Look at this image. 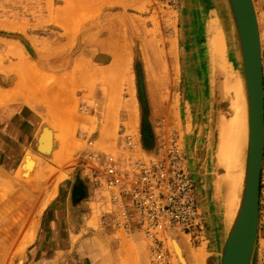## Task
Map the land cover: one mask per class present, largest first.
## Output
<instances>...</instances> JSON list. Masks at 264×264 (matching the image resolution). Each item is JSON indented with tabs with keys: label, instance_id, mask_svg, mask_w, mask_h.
Instances as JSON below:
<instances>
[{
	"label": "rangeland",
	"instance_id": "rangeland-1",
	"mask_svg": "<svg viewBox=\"0 0 264 264\" xmlns=\"http://www.w3.org/2000/svg\"><path fill=\"white\" fill-rule=\"evenodd\" d=\"M114 1L0 0V264H153L140 232L103 221L106 194L93 166L81 159L86 153L108 156L123 169L132 157L154 152L160 135L170 131L187 159L202 217L194 235L168 232L171 261L187 264L185 255L203 246V257L212 264L215 222L220 219L221 231L224 219L218 124L227 118L228 104L209 34L203 39L194 28V37L192 27L187 35L185 30L186 22L197 26L187 17L198 14L203 24L212 20L207 22L194 2L196 14L187 6L132 0L127 9L135 15L126 17L124 3ZM253 2L264 80V0ZM229 31L228 63L239 56ZM139 35L149 47H163L165 64L175 55L179 66L166 64L167 83L149 84L153 67L125 71L113 65L123 61V52L107 49L124 42L136 46ZM133 55L138 61L139 53ZM112 73L123 79L112 80ZM45 130L52 140L47 151L39 148ZM123 133L138 136L134 149H128ZM26 157L34 165L24 173ZM253 264H264V143Z\"/></svg>",
	"mask_w": 264,
	"mask_h": 264
},
{
	"label": "built area",
	"instance_id": "built-area-1",
	"mask_svg": "<svg viewBox=\"0 0 264 264\" xmlns=\"http://www.w3.org/2000/svg\"><path fill=\"white\" fill-rule=\"evenodd\" d=\"M158 1L176 9L182 0ZM176 136L172 131L162 133L154 152L132 157L123 169L108 156L86 153L81 159L93 166L88 167L106 194L103 221L140 232L153 264H172L170 230L194 235L202 228L194 180ZM123 139L130 150L138 145L133 133H123Z\"/></svg>",
	"mask_w": 264,
	"mask_h": 264
},
{
	"label": "water",
	"instance_id": "water-1",
	"mask_svg": "<svg viewBox=\"0 0 264 264\" xmlns=\"http://www.w3.org/2000/svg\"><path fill=\"white\" fill-rule=\"evenodd\" d=\"M224 26L239 54L247 114V148L242 188L231 223L221 235L219 264H251L259 216L264 141V80L259 24L253 0H223ZM223 222L225 220L223 219ZM226 223V222H225ZM223 228V225H222Z\"/></svg>",
	"mask_w": 264,
	"mask_h": 264
},
{
	"label": "bare ground",
	"instance_id": "bare-ground-1",
	"mask_svg": "<svg viewBox=\"0 0 264 264\" xmlns=\"http://www.w3.org/2000/svg\"><path fill=\"white\" fill-rule=\"evenodd\" d=\"M207 28H208L207 32L209 34V40H210L209 46H210L211 54L214 57V60H215V62H217V65H218V71L216 70L217 76L220 79H222V83H221L222 95H223L224 99H226V103L228 104L226 111H223V112H226L227 118H222L221 120L219 119L220 122L218 124V127H219V140H218L219 146L218 147L219 148L217 147L218 148L217 149L218 154H217L216 160L218 162L217 163L218 165L217 164L216 165L220 171V173H219L220 176L218 177V181H219V188L222 192V204H223V211H224L223 216H224V220L229 224V223H231L233 216H234V213H235L236 205L238 202V195H239L241 188H242V180H243L244 171H245V159H246V148H247L246 103H245L244 89H243V83H242L241 68L238 64H237V66H235L234 62L231 61V60H235L233 56H232L233 58H231V60H230V63H228L226 58H225V56L226 57L228 56L227 53H228L229 44H228V47L226 48V42H225L223 31L221 29V24L219 23L217 18H215L214 20H212L211 23L207 24ZM260 39H261V37H260ZM201 45H202V42H200V39L198 38L195 41V46L199 47ZM236 55H239V54H236ZM230 57H229V59H230ZM122 59L124 61V58H122ZM119 60L120 59H118V62L115 60L116 63L114 62V64H113L114 66L116 64L115 67H118L120 65ZM77 64H81V61H80V63H77ZM117 64H118V66H117ZM122 64H124V63L121 61V65H120L121 69L118 68L119 70H124L125 68H128V67H126L125 64H124L125 66L123 65L124 66L123 67ZM214 64L215 63L212 62V65H214ZM114 66H113V68H114ZM236 67H237V69H236ZM107 68H109V70H110V67H107ZM211 68H212V66H211ZM118 69L114 68V70H116V71ZM109 70L107 69V71H109ZM119 70L117 71V73L122 74V72ZM107 71L105 70V73H107L105 76L107 78V75H108L109 76L108 80H109L110 79L109 73L111 72V70H110V72H107ZM125 71H126V69H125ZM125 71H123V74L128 75ZM105 73L103 71V74H105ZM117 73L116 74L112 73V75L113 74L114 75L111 77V79L113 80L117 76V78L120 79V81H121L123 79L122 78L123 74L121 75L122 76L121 77L122 79H121L120 75L118 76ZM217 76H215V77H217ZM130 85H131V83H130ZM106 86H107V84H106ZM108 95H109V93H108ZM106 105H107V103H106ZM51 143H52V140H51V137H50V134L48 131L45 130L42 133H40L39 148L41 150H43V151L49 150L51 147ZM33 165H34V161L30 157H26L25 161L22 164L23 169H24L23 172L26 173L25 171H28V172L31 171ZM24 173H23V175H24ZM27 175L26 176L24 175V176L27 177ZM25 208H26V206H25ZM219 220L220 219L218 218V220L216 222L219 223ZM216 222H215V227H216V230L219 231V227L216 225ZM217 227H218V229H217ZM216 230H215L216 245H218V247L220 248V242L221 241L219 242V238L217 237L219 235V233ZM12 233H11V235H12ZM1 234L3 235L4 233H1ZM6 234H7V232H5V235ZM217 239H218V244H217ZM10 244H11V242H10ZM13 245H14V243H13ZM254 252H255V243H254V248H253V253H252V258H251V264H253ZM2 254H3V252H2Z\"/></svg>",
	"mask_w": 264,
	"mask_h": 264
},
{
	"label": "crops",
	"instance_id": "crops-1",
	"mask_svg": "<svg viewBox=\"0 0 264 264\" xmlns=\"http://www.w3.org/2000/svg\"><path fill=\"white\" fill-rule=\"evenodd\" d=\"M132 0H115L113 2V4H118L119 2L124 3V10L122 11L124 16L126 17H130L132 15H135L131 12L130 9H127L128 7H131L132 3H130ZM191 2L196 3L198 6H201L200 8L202 9L201 13L204 14L206 16V21L209 22L211 20H214L215 18H217V20L219 21V23L221 24V29L223 31L224 34V38H225V42H226V48L228 47L229 44V40H228V35L225 31V26H224V15L226 17V11L224 10V4H223V0H182L180 3V8H182L183 6H187L186 10H188V12H190V10H192L193 14H196V4L192 5L190 4ZM127 3H129V5H127ZM215 3V4H214ZM188 4V5H187ZM190 4V5H189ZM216 7V8H215ZM184 8V7H183ZM195 13H194V12ZM221 11V12H220ZM201 13H199L200 15H202ZM192 15V14H191ZM136 18H142V16L140 17H136ZM191 18L194 19L197 22V26H203L205 29L204 31L198 26L193 27V25L191 24V26L188 25L187 27V22L185 23L186 27V35L187 32L189 31V28L192 27V29L190 30L191 33V37L196 36V34H194V30L193 28L196 30L197 35H199V33L202 35L203 39H205L207 37V23L204 22L203 24V17L200 19V16L197 14L196 16H190L187 17V19L189 20ZM186 19V18H185ZM187 20V21H188ZM141 21V20H140ZM189 24V21H188ZM198 28V29H197ZM146 31V30H145ZM127 32V31H125ZM199 32V33H198ZM135 39L137 38V35H134ZM146 38V36H144ZM190 37V39H191ZM138 44L137 42L134 43V45L136 46H132L131 44H127L126 42H124L123 44H116L114 49H107L109 52L110 51H114V52H118L121 51L123 52V58L124 61H122L126 67L128 68H146V67H153V71L152 75L149 78V84H163V83H167V78H166V70H165V66L167 64V66L170 67H178L179 65L176 64V59H175V55H173L172 58L170 59H166V64L165 62L161 59L162 58V50L163 47L161 48L158 45H154L153 47H149L147 45V42H145L144 40H142L141 35L138 36ZM136 41V40H135ZM187 45V42H186ZM187 47L185 48V50L187 51ZM101 50V49H100ZM172 52L174 51L173 49ZM184 51V50H183ZM133 52H138L139 53V59L137 61L136 57L133 55ZM151 53V59H148L147 55L148 53ZM160 58V59H158ZM235 66H237V60L235 59ZM179 63V60H178ZM121 65V63H119ZM122 64V66L124 65ZM120 65L117 66L120 67ZM124 65V66H125ZM116 66V64H115ZM123 66V67H124ZM181 68V67H180ZM157 89V88H156ZM152 88L150 86V92H151ZM155 98V97H154ZM15 148H13L11 150V152L14 153ZM226 222V221H225ZM223 222V228L221 227V231H218L219 235L217 236L219 238V242L221 241V235L223 233V236L225 234V230L227 227V222L225 223ZM219 227V223L217 224ZM181 233V232H179ZM184 235H189L188 233L183 232ZM193 235V234H192ZM217 244H218V240H217ZM221 244V242H220ZM214 245L216 247L215 252H213V256L211 257V263L212 264H218L219 262V258H218V250L220 251V248L218 247V245L216 246V236H215V240H214ZM206 247V244L204 245ZM203 250L204 247L202 246L195 254L194 253H187L185 255V260L187 262V264H207V260H208V256L203 257Z\"/></svg>",
	"mask_w": 264,
	"mask_h": 264
}]
</instances>
